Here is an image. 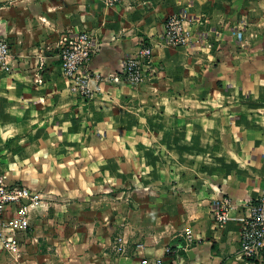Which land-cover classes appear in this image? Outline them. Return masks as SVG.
Returning a JSON list of instances; mask_svg holds the SVG:
<instances>
[{
    "label": "crops",
    "instance_id": "0c3cea01",
    "mask_svg": "<svg viewBox=\"0 0 264 264\" xmlns=\"http://www.w3.org/2000/svg\"><path fill=\"white\" fill-rule=\"evenodd\" d=\"M183 10L190 41L165 44ZM82 29L99 40L92 73H120L145 42L146 77L71 90L59 40ZM0 37L14 57L0 69V174L41 194L0 264H264L241 255L238 219L213 217L222 196L249 214L264 189V0H0Z\"/></svg>",
    "mask_w": 264,
    "mask_h": 264
},
{
    "label": "built area",
    "instance_id": "2783aa9c",
    "mask_svg": "<svg viewBox=\"0 0 264 264\" xmlns=\"http://www.w3.org/2000/svg\"><path fill=\"white\" fill-rule=\"evenodd\" d=\"M108 4L120 3L126 0H104ZM189 15L183 10L172 13L165 20V30L162 40L165 44L179 45L188 43L191 30L188 27ZM99 40L91 29H82L63 35L59 40L58 57L63 74L68 80L69 88L77 91L83 97L92 94L88 80L93 75L98 78H122L129 83H139L145 77V69L152 58V46L140 43L137 51L129 55L120 73L110 72L105 76L92 73L88 62L97 51ZM14 57L10 51V44L5 37H0V69L6 71L12 68ZM41 201V194L20 183H8L0 174V245L7 251H17L20 235L27 232L30 226L29 207H37ZM14 206V213L7 215L8 207ZM234 203L229 196H222L213 207V217L219 223L229 219L241 222L240 253L245 258H264V189L252 201L250 213L246 215H232ZM125 240L122 234L113 239V246L119 252L124 250ZM167 251L171 248L168 246ZM147 262V259H143ZM160 261L155 259V263Z\"/></svg>",
    "mask_w": 264,
    "mask_h": 264
},
{
    "label": "trees",
    "instance_id": "16d2710c",
    "mask_svg": "<svg viewBox=\"0 0 264 264\" xmlns=\"http://www.w3.org/2000/svg\"><path fill=\"white\" fill-rule=\"evenodd\" d=\"M169 247H170V248H172V247H173V244H172V245H170Z\"/></svg>",
    "mask_w": 264,
    "mask_h": 264
}]
</instances>
